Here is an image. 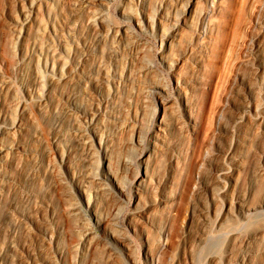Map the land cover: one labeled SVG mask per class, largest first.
<instances>
[{
  "label": "rangeland",
  "instance_id": "obj_1",
  "mask_svg": "<svg viewBox=\"0 0 264 264\" xmlns=\"http://www.w3.org/2000/svg\"><path fill=\"white\" fill-rule=\"evenodd\" d=\"M210 3L208 0H109L104 8L106 20L115 26L133 27V12L138 16L148 13L155 17L162 10L165 16L162 28L148 29L139 37L140 50L133 61L139 88L133 103L125 108L124 128L115 136L110 152L113 170L128 189L137 173L132 160L137 159L151 139L149 112L160 99L166 102L170 118L177 120L169 138L179 137L182 143L192 138L186 117L180 114L182 106L177 105L180 94L188 90L187 84L181 83L182 88L178 89L174 73H178L184 83L194 80L190 100L200 121L197 144L193 147V173L181 204L174 212L164 248L160 249L168 209L158 205L150 209V206L149 221L136 215L134 196L117 198L106 193L99 199V209L103 213L110 208L114 210L113 231L127 240L129 251L115 249L113 244L111 249L108 246L111 241L97 229L95 241L100 244L96 252L87 250L84 253L87 262H81L79 251L83 247L85 229L94 224L86 203L74 189L73 172L79 176L82 161L69 156L68 145L72 139L60 143L58 132L55 148L56 130L52 118H45L47 138L29 140L37 125L30 114L31 127L26 132V141L34 155L20 156L18 162L7 167L14 182L7 185L0 198V252L7 253L8 245L14 242L17 253L29 259L32 252L40 264H92L94 258L96 264H129L130 256L134 261L131 264H152L149 255L160 250L159 264H243L244 261L264 264V207L244 215L234 205L239 197L247 205L264 202V126L257 124L253 112L247 109L249 104L264 107V0H211ZM189 4L194 8L192 23L182 27L179 38L168 48L163 36ZM25 5V0H0V124L18 116L12 109L13 104L29 99L21 80V66H25L27 72L31 69L30 61L24 57L36 23L30 25L27 40L16 38L14 32L15 20L21 18ZM38 6L39 19L44 26L38 37L44 50L37 56L42 92L51 74L46 63L58 67L49 48L59 50L65 43L68 52L63 53V59L68 65L72 64L73 44L68 24H72L73 19L68 0H52L48 9L42 3ZM205 11L209 12L210 21L206 30H199L198 19ZM85 16L86 11H83L77 17L81 20ZM79 33L86 34L88 30L84 25L75 27L72 36ZM100 55H107L106 48ZM95 72L98 77V70ZM152 84H159L164 90L152 94L149 90ZM99 90L93 93L96 100L101 97ZM112 90L110 85L107 91ZM243 115L244 119L239 120ZM80 127L85 137H89L87 121L83 119ZM92 149L88 170L97 175L103 169L104 151L96 144ZM62 155H67L71 166L62 163ZM171 155V148L161 146L158 153L149 157V169L155 180L152 187L162 183L171 170L177 172L178 163L171 162ZM33 157L40 162L37 168ZM235 158L242 163L239 169L234 167ZM223 168L235 171V182L223 181L220 174ZM222 182L228 192L215 199L214 190ZM166 189L172 192L174 186H166ZM155 192L153 188L146 194L144 206L152 201ZM88 199L94 202L95 194L91 192ZM77 203L82 209L78 210L79 214H73ZM226 203H231L232 212L224 224L218 226L214 214L223 211ZM210 207L214 212L209 213L206 222L203 214L208 213ZM51 232L55 235L53 239L48 235ZM9 261L13 264L14 258L10 256Z\"/></svg>",
  "mask_w": 264,
  "mask_h": 264
},
{
  "label": "bare ground",
  "instance_id": "obj_2",
  "mask_svg": "<svg viewBox=\"0 0 264 264\" xmlns=\"http://www.w3.org/2000/svg\"><path fill=\"white\" fill-rule=\"evenodd\" d=\"M51 1L25 0L26 5L22 7V16L15 20L14 32L18 39L27 40L30 25L36 23V28L33 30L32 36L28 38L27 46L29 50L24 57V60L28 59L30 61L31 69L27 72L26 67L21 66V80L29 95V99L26 101L19 100L16 104H13L12 109L17 111L18 116L11 118L5 124H0V198L5 193L7 185L14 182L12 174L7 169L8 165L18 162L17 158L20 156L28 155L32 157L34 155V151L30 149L26 141V132L31 127L30 114L33 115L34 121L37 124L30 133L29 140L33 142L48 137L49 131L45 125V118H52L53 129L56 130V135L53 139L56 145L55 148L57 149L58 132L60 137L58 141L60 143L72 139L71 144L68 145L69 156L73 155L76 160L82 161L81 169L83 168V170L80 169L79 176L73 172L75 178L74 189L86 203L88 215L92 218L94 224H90L85 229L81 241L83 247L79 251L81 262H87L84 259V253L87 250L92 251L93 249L94 251L100 244L97 243V240L95 241V230L97 229L103 232L105 239L111 241V244L108 245L111 249L113 247L115 249L120 247L123 251H129L127 240L113 231L114 217L112 212L114 210L112 211V208H110L103 213L99 209V199L103 198L106 193L114 195L117 198L134 196L136 215L149 221L150 215L148 213H150V206V209L156 205L168 209V216L163 224L162 232L165 237L163 238L162 248H160L162 250L168 241L174 212L181 204L186 184L191 180V174L193 173V147L197 144L196 133L200 121L199 115H197L190 100L194 80L191 79L184 83L178 73H174L178 89L182 88L181 83L187 84L188 90L180 94V100L177 102V105L178 107L182 106V113L180 114L186 117L187 129L192 133V138H188L189 140L185 143H182L179 137L176 139L174 136L172 139L169 138L173 126L177 125V120L170 118L166 102L160 99L154 105L153 110L149 112L151 125L149 133L151 139L145 144L137 159L132 160L133 165L136 166L137 173L129 189L121 182L113 170L112 153L110 152L113 151L111 148L115 136L124 128L122 116L125 108L133 103L134 95L137 92V88H139L136 87L137 73L134 71L133 62L135 55L140 50L139 37L148 29L159 30L162 28L161 26L165 20L164 11L161 10L155 17H151L148 13L138 16L133 12L131 14L134 22L133 27L125 25L115 26L108 23L105 17L104 8L107 6L109 0H68L72 9L73 19L72 24H68L73 44V51L70 52L72 64L71 66L68 65L63 59V53L68 52L65 43L61 44L59 50L49 48L48 52L58 62V67L53 68L49 62L46 63V69L51 71V74L44 90L40 92L41 76L39 74L37 56L43 53L44 47L39 44L38 37L44 26L39 19L38 4L42 3L48 9ZM208 2L210 3L211 0H208ZM83 11H86V16L80 20L77 16ZM193 12V5L189 4L183 10V13L174 19L169 31L163 36V40H165L168 48L172 47L177 41L182 27L189 26L192 23L191 17ZM209 17L208 11L203 12L199 16L197 23L199 30H206L210 21ZM81 25L87 28L88 33H79L72 36L75 27ZM196 41L199 42V38ZM105 48L107 55L101 56L100 54ZM97 70L99 72L98 77L95 75V71ZM7 85L9 84L6 83ZM66 85L68 88H66ZM110 85L113 87L112 92L107 91ZM98 88L101 93L100 100H96L93 97L94 91H97ZM149 90L152 94H160L164 90V87L159 84H152ZM57 95L61 99L59 103H57ZM88 101L90 102L89 104H87ZM247 109L253 112L257 124L264 126V107L255 108L249 104ZM30 110L31 113H29ZM83 119L90 126L88 129L89 137L87 135L85 137V134H83L84 129L80 127ZM238 119H244V115ZM66 122H68V125H66ZM88 143L91 144L87 148ZM94 144L104 151L103 169L97 175L89 172V163H87ZM161 146L172 149L171 162L173 163L176 160L178 169L174 173L173 170L170 173L168 172L162 183L157 187H152L151 184L155 180L149 169V157L158 153ZM228 153H231V149ZM33 160V165L37 168L40 162L35 157H33ZM61 161L66 166H71L69 160L67 161V155H62ZM79 164L80 162H78ZM233 164L235 169H239L242 166L238 158L233 160ZM54 168V166L50 168L51 172ZM220 174L223 181L225 179L233 183L237 179L235 171L230 168H223ZM172 185L174 186V190L168 192L166 186ZM160 187L162 188L160 189ZM153 188L156 190L155 197L151 199L152 201L148 202V207L144 206L143 200L146 198V194ZM91 192L96 196L94 202L88 199ZM227 192V185L222 182L215 188L214 198L217 199V197L225 195ZM234 205L240 213L247 215L248 212L256 210L259 207H264V202L257 206L247 205L244 199L239 197ZM81 209L80 204L78 206L75 205L73 207V214H79L78 210ZM213 212L214 210L210 207L208 213L203 214L206 222L209 220V213L213 214ZM231 212V203H226L223 211L214 214L215 223L218 226H222L226 221L225 218ZM48 235L50 239H53L55 236L54 232ZM17 251L16 244L11 242L8 245L7 253L0 252V264H12L9 261L10 256L14 258L13 264H40L32 252L30 258L27 259L17 253ZM160 251H157L154 255H149L152 264H159ZM59 252H62V250L59 249ZM95 259L92 261V264H96L97 260ZM127 262L129 264L134 262L131 256L130 259H127ZM243 264L254 263L244 261Z\"/></svg>",
  "mask_w": 264,
  "mask_h": 264
}]
</instances>
